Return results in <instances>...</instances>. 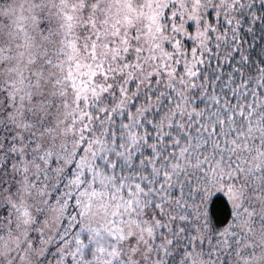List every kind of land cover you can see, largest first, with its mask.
Listing matches in <instances>:
<instances>
[{"label": "snow or ice", "instance_id": "obj_1", "mask_svg": "<svg viewBox=\"0 0 264 264\" xmlns=\"http://www.w3.org/2000/svg\"><path fill=\"white\" fill-rule=\"evenodd\" d=\"M0 264H264V0H0Z\"/></svg>", "mask_w": 264, "mask_h": 264}]
</instances>
